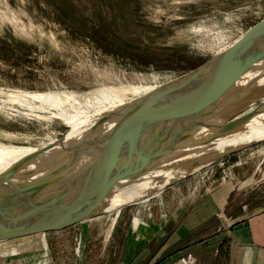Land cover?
Wrapping results in <instances>:
<instances>
[{"label":"rangeland","instance_id":"374dc122","mask_svg":"<svg viewBox=\"0 0 264 264\" xmlns=\"http://www.w3.org/2000/svg\"><path fill=\"white\" fill-rule=\"evenodd\" d=\"M253 29L264 38V0H0V141L48 147L77 132L41 118L60 109L24 93L170 84ZM262 100L264 93L245 112ZM227 185L223 215L264 208V140L119 212L0 240V253L25 249V264H129L132 249H163V238L146 244L147 233L158 234L166 222L173 231L192 206Z\"/></svg>","mask_w":264,"mask_h":264},{"label":"water","instance_id":"95a60500","mask_svg":"<svg viewBox=\"0 0 264 264\" xmlns=\"http://www.w3.org/2000/svg\"><path fill=\"white\" fill-rule=\"evenodd\" d=\"M263 50L264 45H259L235 61L205 97L177 104L137 105L148 100L141 98L134 103L90 114L77 132L60 144L35 147L20 155L0 159V208L18 207L34 196L54 194L52 188L55 185L82 170L160 143L177 141L179 144L175 147L177 149L167 153L181 155L180 170L174 178L133 190L100 186L75 191L74 194L98 198L118 195L141 198L178 183L210 162L240 149H231L201 164L185 167V158L190 151L226 136L233 137L264 117V100L255 109L245 112L250 105L259 102L264 93V67L256 71L252 68L253 63L251 69L247 68V63L259 59ZM249 72L257 75H249ZM85 129L100 134L92 140H85ZM94 215L98 214L81 215L55 225L4 231L0 240L64 227Z\"/></svg>","mask_w":264,"mask_h":264},{"label":"bare ground","instance_id":"6f19581e","mask_svg":"<svg viewBox=\"0 0 264 264\" xmlns=\"http://www.w3.org/2000/svg\"><path fill=\"white\" fill-rule=\"evenodd\" d=\"M259 45H264V38L253 29L241 35L232 44L219 49L204 67L179 76L170 84L145 86L121 83L104 85L90 91L57 90L24 93L23 99L26 98L48 109H60L58 114L40 116L61 121L78 130L90 114L134 103L143 96L148 100L137 105L177 104L205 97L235 61ZM253 63L256 71L264 67V50L259 59L247 63V68ZM253 73L249 72V75H257L256 72ZM40 116L38 115L39 118ZM99 134L98 131L85 129L83 135L85 140H92ZM260 140H264V117L233 137L226 136L190 151L185 158V167L201 164L231 149H238ZM178 146L177 142L170 145L165 142L102 161L55 185L52 188L54 194L34 196L21 202L18 207L0 208V234L4 231L60 224L81 215L90 216L114 210L119 212L122 206L140 197L118 195L112 198H98L78 196L74 193L100 186L133 190L172 179L180 170L181 155L167 153ZM35 147L37 146L0 141V159L20 155Z\"/></svg>","mask_w":264,"mask_h":264},{"label":"crops","instance_id":"0c3cea01","mask_svg":"<svg viewBox=\"0 0 264 264\" xmlns=\"http://www.w3.org/2000/svg\"><path fill=\"white\" fill-rule=\"evenodd\" d=\"M217 193L192 206L173 231L166 222L158 234L147 233L146 244L163 238V249H132L129 264H264V208L247 213L244 206L239 216H226L222 210L231 189ZM24 252L0 253V264H25Z\"/></svg>","mask_w":264,"mask_h":264}]
</instances>
